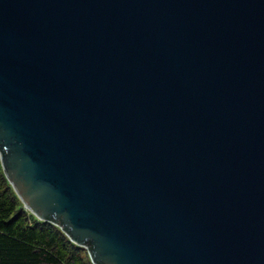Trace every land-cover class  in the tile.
I'll list each match as a JSON object with an SVG mask.
<instances>
[{
	"label": "water",
	"instance_id": "95a60500",
	"mask_svg": "<svg viewBox=\"0 0 264 264\" xmlns=\"http://www.w3.org/2000/svg\"><path fill=\"white\" fill-rule=\"evenodd\" d=\"M0 162L93 264H264V0H0Z\"/></svg>",
	"mask_w": 264,
	"mask_h": 264
},
{
	"label": "trees",
	"instance_id": "16d2710c",
	"mask_svg": "<svg viewBox=\"0 0 264 264\" xmlns=\"http://www.w3.org/2000/svg\"><path fill=\"white\" fill-rule=\"evenodd\" d=\"M0 264H93L56 224L38 219L23 204L0 162Z\"/></svg>",
	"mask_w": 264,
	"mask_h": 264
},
{
	"label": "rangeland",
	"instance_id": "374dc122",
	"mask_svg": "<svg viewBox=\"0 0 264 264\" xmlns=\"http://www.w3.org/2000/svg\"><path fill=\"white\" fill-rule=\"evenodd\" d=\"M24 207V206H23ZM31 213V212H30Z\"/></svg>",
	"mask_w": 264,
	"mask_h": 264
}]
</instances>
